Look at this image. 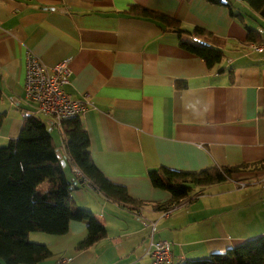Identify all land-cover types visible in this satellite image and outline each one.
<instances>
[{
    "label": "crops",
    "instance_id": "obj_1",
    "mask_svg": "<svg viewBox=\"0 0 264 264\" xmlns=\"http://www.w3.org/2000/svg\"><path fill=\"white\" fill-rule=\"evenodd\" d=\"M229 3L264 40V21L247 17L240 0ZM134 7L171 17L186 32L208 31L207 44L222 53L221 62L208 68L180 48V41L196 43L191 36L164 30ZM247 33L226 5L207 0H0V146L18 136L25 116L49 122L24 98L26 52L47 67L68 60L64 92L90 104L79 119L92 162L107 181L144 203L112 202L65 166L74 205L101 222L106 236L76 250L87 234L84 222H70L61 236L30 233V242L51 253L40 264H150L152 223L153 239L170 243L171 264L264 238V58L248 50ZM49 132L61 150V129ZM241 165L256 169L194 188L197 195L169 207L166 216L157 209L171 195L152 187L148 171Z\"/></svg>",
    "mask_w": 264,
    "mask_h": 264
},
{
    "label": "trees",
    "instance_id": "obj_2",
    "mask_svg": "<svg viewBox=\"0 0 264 264\" xmlns=\"http://www.w3.org/2000/svg\"><path fill=\"white\" fill-rule=\"evenodd\" d=\"M207 1L223 4V0ZM225 1L231 17L247 28V44L263 43L261 31L247 27L246 16L235 11L229 0ZM240 1L250 12L247 17L253 19L251 15H257L264 21V0ZM132 12L157 21L166 31L191 36L196 43L180 41V48L201 58L208 68L221 62L222 53L207 44L212 37L208 31L194 28L186 32L180 29L178 21L161 13L138 7L132 8ZM49 128L39 116H25L18 136L0 146V264H40L51 253L46 245L30 242L29 234L61 236L67 233L72 221L84 222L87 226L86 237L76 245V250H86L105 238L103 224L89 211L74 205L72 185L65 176V167L57 158V152L81 184H87L115 203L132 207L144 204L130 199L124 188L111 184L95 167L90 157L88 135L79 116L61 123L65 140L61 150L54 145ZM247 167H209L198 172L160 167L148 171V178L154 189L171 195L168 204L157 207L165 212L191 198L195 194L194 188L223 183L233 172ZM183 264H264V238L249 240L222 255Z\"/></svg>",
    "mask_w": 264,
    "mask_h": 264
},
{
    "label": "built area",
    "instance_id": "obj_3",
    "mask_svg": "<svg viewBox=\"0 0 264 264\" xmlns=\"http://www.w3.org/2000/svg\"><path fill=\"white\" fill-rule=\"evenodd\" d=\"M248 50L258 53L264 58V42L249 44ZM69 61H62L53 67L43 65L40 59L31 52L25 54V79L24 98L32 103L36 112L47 118L48 125L61 129V123L80 116L89 108L88 101L74 100L64 92V87L69 83ZM264 179V177H263ZM256 178L238 182L243 188L252 183ZM169 214V210L163 213ZM156 224L152 223L150 233V264H171L170 243L165 240H154Z\"/></svg>",
    "mask_w": 264,
    "mask_h": 264
},
{
    "label": "water",
    "instance_id": "obj_4",
    "mask_svg": "<svg viewBox=\"0 0 264 264\" xmlns=\"http://www.w3.org/2000/svg\"><path fill=\"white\" fill-rule=\"evenodd\" d=\"M222 2H223V4H226V2H225L224 0H223ZM56 155H57V158L60 160L62 167H65V161H64V159L62 158L61 153H60V152H57Z\"/></svg>",
    "mask_w": 264,
    "mask_h": 264
},
{
    "label": "rangeland",
    "instance_id": "obj_5",
    "mask_svg": "<svg viewBox=\"0 0 264 264\" xmlns=\"http://www.w3.org/2000/svg\"><path fill=\"white\" fill-rule=\"evenodd\" d=\"M252 169L255 170L254 167H252V168H246L244 170H252Z\"/></svg>",
    "mask_w": 264,
    "mask_h": 264
}]
</instances>
